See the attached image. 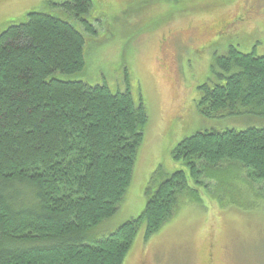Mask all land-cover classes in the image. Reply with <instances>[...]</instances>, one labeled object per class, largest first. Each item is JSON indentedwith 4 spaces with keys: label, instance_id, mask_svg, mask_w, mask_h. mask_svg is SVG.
I'll return each mask as SVG.
<instances>
[{
    "label": "trees",
    "instance_id": "trees-1",
    "mask_svg": "<svg viewBox=\"0 0 264 264\" xmlns=\"http://www.w3.org/2000/svg\"><path fill=\"white\" fill-rule=\"evenodd\" d=\"M91 7L64 5L78 17ZM86 45L72 24L38 10L0 34V264H123L142 226L148 240L172 218L190 181L203 186L234 163L264 182V128L200 131L172 151L189 174L155 188L152 178L145 210L116 228L148 114L130 89L53 78L82 72ZM212 69L220 83L203 86V117L264 119V55L233 46ZM102 226L107 234L93 236Z\"/></svg>",
    "mask_w": 264,
    "mask_h": 264
},
{
    "label": "rangeland",
    "instance_id": "rangeland-1",
    "mask_svg": "<svg viewBox=\"0 0 264 264\" xmlns=\"http://www.w3.org/2000/svg\"><path fill=\"white\" fill-rule=\"evenodd\" d=\"M69 1L0 0V34L34 10L65 20L86 39V66L53 78L107 85L113 93L130 89L136 104L145 105L144 140L113 225L142 214L152 178L155 188L179 170L189 174L172 158L184 139L200 131L264 128L258 117L207 119L198 111L203 86L220 83L212 69L217 57L233 46L264 55V0H92L82 17L64 8ZM237 15L244 21L225 38H213L211 27ZM220 169L230 173L217 180L204 177L203 186L190 181L172 218L148 240L142 226L123 264H264V182L239 164ZM107 232L102 226L92 235Z\"/></svg>",
    "mask_w": 264,
    "mask_h": 264
},
{
    "label": "flooded vegetation",
    "instance_id": "flooded-vegetation-1",
    "mask_svg": "<svg viewBox=\"0 0 264 264\" xmlns=\"http://www.w3.org/2000/svg\"><path fill=\"white\" fill-rule=\"evenodd\" d=\"M239 15H237L235 17V20L231 21V20H224V19H221L220 21H218L213 27H211L212 29L214 28L215 30V34L213 38H215V36H220L222 38H225L226 35L229 34L230 30L233 28V26L236 24V23H240V22H243L244 20L242 21H238ZM237 25V24H236ZM218 41L215 40V44L217 43Z\"/></svg>",
    "mask_w": 264,
    "mask_h": 264
},
{
    "label": "crops",
    "instance_id": "crops-1",
    "mask_svg": "<svg viewBox=\"0 0 264 264\" xmlns=\"http://www.w3.org/2000/svg\"><path fill=\"white\" fill-rule=\"evenodd\" d=\"M134 217H136V216H135V215H132V216H130L127 220H124V222H126V221H128L129 219L134 218ZM124 222H122V224H123ZM120 225H121V224H118V225L116 226V228H118Z\"/></svg>",
    "mask_w": 264,
    "mask_h": 264
}]
</instances>
